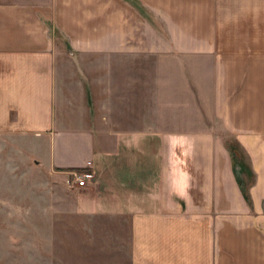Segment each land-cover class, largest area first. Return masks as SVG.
<instances>
[{
	"label": "crops",
	"instance_id": "crops-1",
	"mask_svg": "<svg viewBox=\"0 0 264 264\" xmlns=\"http://www.w3.org/2000/svg\"><path fill=\"white\" fill-rule=\"evenodd\" d=\"M139 1L167 37L127 0H0V137L23 140L35 166L90 172L93 180L76 187L75 212L128 221L129 264H264V127L242 118L257 87H227L226 53L218 49L225 28L245 26L239 21L264 27V0ZM242 4L249 18L225 16ZM58 37L69 58L215 61L214 104L250 157L253 206L228 149L210 132L141 128L98 142L65 117Z\"/></svg>",
	"mask_w": 264,
	"mask_h": 264
},
{
	"label": "rangeland",
	"instance_id": "rangeland-1",
	"mask_svg": "<svg viewBox=\"0 0 264 264\" xmlns=\"http://www.w3.org/2000/svg\"><path fill=\"white\" fill-rule=\"evenodd\" d=\"M234 8L235 13L225 16L249 18L247 5ZM149 13L145 20L153 19L160 27ZM239 23L245 26L224 29L218 49L226 53L227 87H257L252 105H242L241 112L262 128L264 91L258 89L264 88V27L248 20ZM57 44L64 53L58 87L64 106L58 104L65 117L91 129L96 141L109 142L104 138L113 131L155 127L207 131L224 146L230 139L232 132L214 104L215 61L178 56L133 61L76 53L69 58L65 39L58 37ZM134 62L139 66L135 71L130 68ZM12 139L0 137V264H129L128 221L75 212L76 187L87 186L93 177L78 186L70 171L35 166L27 159L25 142Z\"/></svg>",
	"mask_w": 264,
	"mask_h": 264
},
{
	"label": "trees",
	"instance_id": "trees-1",
	"mask_svg": "<svg viewBox=\"0 0 264 264\" xmlns=\"http://www.w3.org/2000/svg\"><path fill=\"white\" fill-rule=\"evenodd\" d=\"M133 7H135L144 17H146V13H149L147 9L140 3L139 0H127ZM150 14V13H149ZM150 16V15H149ZM152 16V15H151ZM150 16V17H151ZM152 18V17H151ZM148 19V18H147ZM148 21L155 27V29L159 30L161 29L157 22L153 19H148ZM230 139H225V146L228 149L233 167L234 172L236 174V177L238 179V182L241 186L243 195L248 202V204L252 207V197L250 194V187L254 183L256 179L255 172L252 168L250 157L246 150L244 149L243 145L240 143V141L232 134H230ZM243 159H247L248 163L245 164ZM74 171H86L82 168H75L72 169ZM243 175V177H242Z\"/></svg>",
	"mask_w": 264,
	"mask_h": 264
},
{
	"label": "built area",
	"instance_id": "built-area-1",
	"mask_svg": "<svg viewBox=\"0 0 264 264\" xmlns=\"http://www.w3.org/2000/svg\"><path fill=\"white\" fill-rule=\"evenodd\" d=\"M73 180L77 182L78 186H84L87 178L91 177V173L88 171H74L72 170Z\"/></svg>",
	"mask_w": 264,
	"mask_h": 264
}]
</instances>
